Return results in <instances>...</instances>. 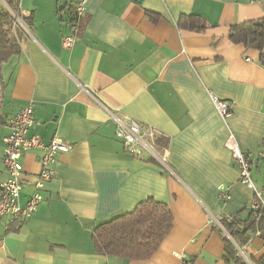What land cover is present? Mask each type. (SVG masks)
<instances>
[{
  "label": "crops",
  "instance_id": "obj_1",
  "mask_svg": "<svg viewBox=\"0 0 264 264\" xmlns=\"http://www.w3.org/2000/svg\"><path fill=\"white\" fill-rule=\"evenodd\" d=\"M79 1L17 3L32 25L19 19L26 27L22 54L2 70L0 183L2 140L24 107L33 106L36 120L28 137L46 144L61 138L73 149L59 156L31 219L9 231L0 220V264H241L223 257L225 239L235 241L221 221L246 218L252 192L241 184L226 141L233 134L252 156L262 149L264 67L261 52L229 36L233 26L264 18V0H84L83 30L66 50ZM192 15L205 21L206 31L177 27L181 16ZM211 96L233 106L226 121ZM124 116L163 134L153 158L125 151L116 134V118ZM43 155L32 150L23 157V203L34 192ZM263 172L264 163L253 171L258 187ZM221 185L231 197L225 205ZM149 198L174 214L172 231L152 258L98 254L96 226ZM236 244L245 263L264 256L260 237Z\"/></svg>",
  "mask_w": 264,
  "mask_h": 264
},
{
  "label": "built area",
  "instance_id": "obj_2",
  "mask_svg": "<svg viewBox=\"0 0 264 264\" xmlns=\"http://www.w3.org/2000/svg\"><path fill=\"white\" fill-rule=\"evenodd\" d=\"M84 0H80L76 7L75 23L72 25V34L63 39V47L71 50L77 42L78 21L84 16ZM212 102L220 118L226 121L232 114L233 106L211 96ZM116 134L124 145L125 151L138 159H144L147 154L150 158L155 156L157 141L163 134L150 126L124 116L116 118ZM36 124L33 106L22 108L11 122V132L5 136L3 142L2 161L5 166L6 178L0 183V220H5V228L9 231L13 227H21L37 212L43 197L42 191L45 184L54 176V167L59 156L70 152L73 146L61 138H54L49 144L37 137H28L29 130ZM226 147L232 153V159L238 168L240 182L252 192L250 210L259 214L264 208V172L262 185L258 187L253 179V171L264 163V145L262 149L252 156L242 152L233 136L230 134ZM42 150L44 155L40 158L41 172L33 181L34 192L23 203L21 194L24 184L23 157L28 151ZM218 198L221 205L230 201V193L226 186L218 187ZM259 218V215L258 217ZM228 222L232 217L226 218ZM260 232L255 236L260 237ZM236 248L238 245L234 242ZM248 260V259H246ZM182 264H186L184 259Z\"/></svg>",
  "mask_w": 264,
  "mask_h": 264
},
{
  "label": "trees",
  "instance_id": "obj_3",
  "mask_svg": "<svg viewBox=\"0 0 264 264\" xmlns=\"http://www.w3.org/2000/svg\"><path fill=\"white\" fill-rule=\"evenodd\" d=\"M4 1L27 27L32 25L31 19L21 17L17 6L19 0ZM146 15L153 23L159 20V17L152 13L147 12ZM79 21L78 31L81 32L83 22ZM177 27L197 33L207 29L205 21L195 15L181 16ZM24 36L25 31L14 16L3 6L0 7V98L3 66L22 54ZM229 38L234 44L261 52L260 64L264 67V18L233 26ZM221 223L236 243L241 245L247 243L257 232H260V238L264 241V208L259 214L249 210L246 218L238 214L233 216L230 222L224 219ZM173 224L174 214L170 207L149 198L138 204L132 212L116 216L96 226L93 232L95 250L100 255L119 257L128 261L150 260L172 231ZM223 257L227 261L246 264L236 246L228 239H225ZM251 262L264 264V256L258 261L251 259ZM186 264L189 263L186 261Z\"/></svg>",
  "mask_w": 264,
  "mask_h": 264
},
{
  "label": "rangeland",
  "instance_id": "obj_4",
  "mask_svg": "<svg viewBox=\"0 0 264 264\" xmlns=\"http://www.w3.org/2000/svg\"><path fill=\"white\" fill-rule=\"evenodd\" d=\"M1 4H2V6H3V8H5V10H7V4H6V2H4V0H0V6H1ZM8 11V10H7ZM19 23V22H18ZM19 26L24 30L26 27L25 26H23V25H21L20 23H19ZM239 247V250H240V255H242V252H243V250H242V248L240 247V245L238 246ZM242 251V252H241ZM245 261H246V263L247 264H249V262H250V260H249V258H248V260H246L245 259Z\"/></svg>",
  "mask_w": 264,
  "mask_h": 264
},
{
  "label": "water",
  "instance_id": "obj_5",
  "mask_svg": "<svg viewBox=\"0 0 264 264\" xmlns=\"http://www.w3.org/2000/svg\"><path fill=\"white\" fill-rule=\"evenodd\" d=\"M7 10L14 16V18L22 25V23L20 22L19 18L12 12V10L10 9V7L7 5ZM249 264H251V262H249Z\"/></svg>",
  "mask_w": 264,
  "mask_h": 264
}]
</instances>
